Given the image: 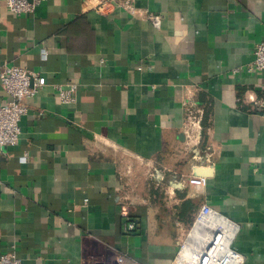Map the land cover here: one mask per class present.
Returning <instances> with one entry per match:
<instances>
[{
  "label": "crops",
  "instance_id": "1",
  "mask_svg": "<svg viewBox=\"0 0 264 264\" xmlns=\"http://www.w3.org/2000/svg\"><path fill=\"white\" fill-rule=\"evenodd\" d=\"M132 3L41 0L15 15L0 0V67L45 79L24 101L18 142L0 149V255L170 264L205 203L239 223L245 264H264V114L252 102L264 72L244 69L264 38V0ZM70 83L75 101L63 102L57 86ZM191 104L203 109L192 133Z\"/></svg>",
  "mask_w": 264,
  "mask_h": 264
},
{
  "label": "built area",
  "instance_id": "2",
  "mask_svg": "<svg viewBox=\"0 0 264 264\" xmlns=\"http://www.w3.org/2000/svg\"><path fill=\"white\" fill-rule=\"evenodd\" d=\"M41 0H4L6 7L15 15H32ZM133 9L132 0H112ZM107 2H101L98 9L106 8ZM147 19L155 27L161 25V15L148 13ZM43 57L45 54L43 53ZM248 73L264 72V38L258 41L253 49L252 60L244 67ZM239 69H235V71ZM0 83L8 96L4 104H0V149L15 145L19 140V122L28 108L25 99L36 95L44 86L45 79L39 70L27 69L15 64L4 63L0 67ZM58 97L63 102L75 101L77 84L70 83L63 88L58 85ZM264 114V100H252ZM189 131L200 123L203 109L186 107ZM22 160L26 159L23 155ZM189 185L204 187L205 177L188 174L183 177ZM208 219H223L226 226H210ZM136 221L126 218L123 231L130 233L136 228ZM240 229L238 222L230 219L208 204H202L196 212L193 221L180 236L178 248L170 264H245L246 257L233 247V241ZM117 261L121 264H136L127 253L117 254ZM0 264H22V259L15 252H4L0 255Z\"/></svg>",
  "mask_w": 264,
  "mask_h": 264
},
{
  "label": "bare ground",
  "instance_id": "3",
  "mask_svg": "<svg viewBox=\"0 0 264 264\" xmlns=\"http://www.w3.org/2000/svg\"><path fill=\"white\" fill-rule=\"evenodd\" d=\"M208 220H210V219H208ZM210 221L212 222V225H210V226H215L216 227L217 225L220 226L222 224H223V227L226 226V222H225L226 220L225 219H223V222H222L221 219H216V220L211 219Z\"/></svg>",
  "mask_w": 264,
  "mask_h": 264
}]
</instances>
